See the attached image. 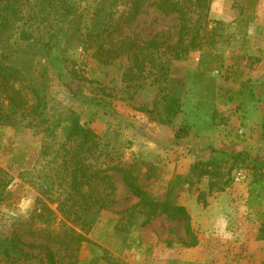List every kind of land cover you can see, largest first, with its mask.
<instances>
[{
    "label": "rangeland",
    "instance_id": "obj_1",
    "mask_svg": "<svg viewBox=\"0 0 264 264\" xmlns=\"http://www.w3.org/2000/svg\"><path fill=\"white\" fill-rule=\"evenodd\" d=\"M93 5L91 0H81L70 34L60 35L48 52L33 39L21 37L30 27L18 21L0 32V55L10 56L43 94L49 119L62 125L73 111L92 130L98 149L86 160L90 167L129 166L153 198L185 203L197 242L184 243L187 236L180 219L158 214L142 225V210L119 212L138 198L120 172L108 170L114 185L110 206L100 209L95 222L82 232L84 240L71 247L50 245L58 264H261L264 0L210 1L201 44L185 59L170 64V75L181 83L183 94L180 112L167 125L140 110L152 107L156 85L150 80L137 87L122 83L125 57L104 64L82 49L77 34ZM176 18L145 4L124 34L146 39L159 32L174 41ZM73 30L76 34H71ZM38 31L45 39L41 26ZM180 125L188 126V134L177 138L174 130ZM43 133L0 125V167L12 176L0 199V233L8 227L17 229L18 222L28 218L36 197L55 200L48 204L54 213L50 226L73 225L65 218L66 211L56 208L58 202L70 200L62 163L69 156L64 155V134L59 128L55 136ZM222 135L232 147L219 144ZM208 150L221 159L224 153L236 151L247 152L250 158L246 166L236 163L228 174L232 159L227 155L220 175L199 176L192 164L208 159ZM24 239L37 241L30 236ZM31 251L35 257L19 258L16 263H43V252L37 247ZM0 264L13 263L0 253Z\"/></svg>",
    "mask_w": 264,
    "mask_h": 264
},
{
    "label": "trees",
    "instance_id": "obj_2",
    "mask_svg": "<svg viewBox=\"0 0 264 264\" xmlns=\"http://www.w3.org/2000/svg\"><path fill=\"white\" fill-rule=\"evenodd\" d=\"M91 1L94 4L93 11L83 30L77 34L82 49L84 52H92V55L104 64L125 57L122 83L137 87L145 80H150L156 85L157 95L152 107L143 106L140 110L149 116L151 114L161 124H169L181 110L183 94L181 83L170 75V64L173 60L185 59L201 44L204 38L202 31L209 19L207 17L211 0ZM80 2L81 0H0V32L23 20L22 22L28 23L30 29L22 31L21 37L33 39L48 52L60 35L70 34L69 30L79 11ZM145 4L152 5L162 14L176 15L178 29L174 41L159 32L146 39L124 34V30L135 22ZM40 26L43 28L45 39L42 34L38 35ZM76 27L78 29V26ZM75 30L71 34H76ZM1 95L3 98L0 99V125L23 126L44 132L45 136H55L56 129L59 128L64 134V155L69 156H64L62 163L63 170L67 171V186L70 192L67 198L70 200L69 203L58 202L56 208L62 212L66 211L65 218L73 224L62 229L50 226L54 213L48 204L55 200L50 198L46 201L36 197L28 218L19 221L17 229L8 227L0 233L2 258L17 264L19 258L35 257L36 254L32 253L31 249L37 247L43 252L44 261L41 264H58L50 245L71 247L72 243L84 240L82 232L88 230L95 222L100 209L110 206L114 185L112 176L106 172L108 170L120 172L126 186L138 198L131 207L119 212L136 208L142 210L145 216L142 225L149 223L158 214H164L172 221L180 219L187 236L184 243L196 244L190 214L185 206L169 202L166 198L156 199L150 196L137 183L129 166L90 167V161L86 160L98 149L95 134L81 123L78 114L73 111L68 113L66 122L62 125L59 120L49 119L45 114L47 101L43 94L28 82L25 71L6 54L0 55ZM261 127L264 137V122ZM187 130V125H180L174 130V135L177 138L184 137L188 134ZM227 155L232 159L228 174L236 163H239V167L244 164L246 166V159L250 158L247 152L242 151ZM227 155L224 153L223 159L212 155L206 160L195 161L192 167L198 169L199 176H218L221 174V162L227 160ZM259 163L264 166V160ZM11 180L9 172L0 167V199ZM35 223H38V226ZM25 236L37 241L29 242L24 239ZM258 237H264V223L258 228Z\"/></svg>",
    "mask_w": 264,
    "mask_h": 264
},
{
    "label": "crops",
    "instance_id": "obj_3",
    "mask_svg": "<svg viewBox=\"0 0 264 264\" xmlns=\"http://www.w3.org/2000/svg\"><path fill=\"white\" fill-rule=\"evenodd\" d=\"M251 110V108L248 110V112ZM247 121V120H246ZM248 125V124H247ZM261 125H262V121H261V124H260V127H261ZM244 128H245V126H244ZM262 128V127H261ZM260 128V129H261ZM261 132H262V129H261ZM223 139V135H222V137H220V140H219V144H221V146H224L225 147V149H226V147H228L229 145L231 146V145H233V143L230 141H228V140H222ZM232 147V146H231ZM215 152H213L212 150H211V152L208 150V156L210 155V156H212V154H214ZM209 156V157H210ZM177 204H179V203H177ZM181 205H183V206H185V203H180ZM186 207V206H185ZM187 209V208H186ZM188 211V210H187Z\"/></svg>",
    "mask_w": 264,
    "mask_h": 264
}]
</instances>
